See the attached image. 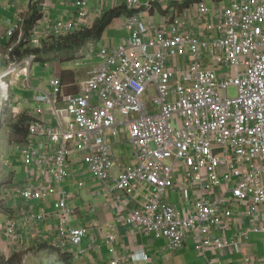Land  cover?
I'll list each match as a JSON object with an SVG mask.
<instances>
[{
  "label": "built area",
  "instance_id": "built-area-1",
  "mask_svg": "<svg viewBox=\"0 0 264 264\" xmlns=\"http://www.w3.org/2000/svg\"><path fill=\"white\" fill-rule=\"evenodd\" d=\"M20 1L26 3L7 31L18 34V42L34 0ZM208 1L99 0L103 7L123 3L131 37L118 48L88 46V56L96 54L101 64L84 89L77 83L79 92L68 93L56 77L50 91L35 96L39 118L31 122L28 141L18 144L26 179L12 195L26 202L57 197L56 209L66 216L58 229L59 248L67 242L80 246L88 234L71 225L72 194L64 188L73 177L72 156L87 152L90 172L112 195L132 196L146 186V201L130 212L127 225L168 240L173 252L192 236L209 264H216L210 251L227 250L249 264H264V257L245 248L250 234H264L258 217L264 207V0H229L228 8L219 6L226 0H212L214 9ZM92 2L75 0L74 18H60L50 34L62 38L81 30ZM159 7L171 15L161 25L153 21V27L146 18ZM192 17L211 38L193 29ZM33 60H13L1 73V105L9 99V76H25L30 87ZM123 130L138 159L134 168L124 169L115 158L111 139ZM174 193L185 208L169 201ZM236 205L245 207L251 226L246 231L240 225L230 238ZM6 226L7 237L18 241V222L11 218ZM109 244L110 264L151 260L145 250L120 256L115 235Z\"/></svg>",
  "mask_w": 264,
  "mask_h": 264
},
{
  "label": "crops",
  "instance_id": "crops-1",
  "mask_svg": "<svg viewBox=\"0 0 264 264\" xmlns=\"http://www.w3.org/2000/svg\"><path fill=\"white\" fill-rule=\"evenodd\" d=\"M35 1L39 2L40 10L44 13V17L41 21H39L37 28L41 34L45 33V35H50L52 26L60 18L63 20H70L74 18L75 0ZM94 1H96L97 5H99V0H93V2ZM9 3L11 4V10H6L7 7L4 10H0V25H6L5 28H9L15 21H17L18 16L16 13L18 12L19 8L25 5L26 2L20 0H9ZM112 6H114V4L110 6H104L103 10H101L99 6H93L91 4L89 8V17L86 21L88 23L86 26H92L94 22L97 21V17L100 16V13H102L98 19L100 20L104 14L111 9ZM116 6L125 7L123 3H119V5ZM160 8L161 7L158 8L159 10L152 13L151 16L146 18L153 27V21L157 24L156 15L158 12H161V10L163 11L161 12L162 23H164L166 20L165 17L171 15L169 10ZM128 16L129 15L124 16L125 20L122 21L123 24L118 25V27L115 29V34H111V38H107L105 40L104 46L118 48L122 46L129 37H131L132 31L128 27ZM192 19L194 20L193 29H198V33L203 31L207 39L211 38V31L206 28L205 32L201 26L196 25L197 18L192 17ZM211 20H213V18L210 19V22ZM5 34V32L2 34L0 33V36ZM103 35L101 39L105 38ZM88 46L89 45H87V47ZM87 47H85L86 50L88 49ZM95 56L96 54H94L92 57L98 59L100 64V58ZM188 63L189 62L186 61L184 66ZM90 72L91 70L88 72V77ZM17 77V82L21 81L25 90L23 93L18 95L15 93L14 97L12 98V105L10 106L12 110L11 113H15V115H17L19 112L23 113V111L32 112L30 109L32 103L37 104L35 101V96L38 95L41 90L46 89L42 86H39L37 83H33L31 75L30 87L27 85L25 76ZM77 82L80 84L79 79ZM13 85L14 84H12V86ZM74 85H76V83ZM12 86L9 88V91H13ZM47 90L50 91V83ZM111 141L114 145L115 158L119 164L120 160L116 154V146L129 144L135 153L127 131L123 130L122 135L119 138H112ZM79 154L80 153H75L72 156L73 158L71 159L70 167L73 171V177L64 183V188L72 194V197L69 200V205L73 211L70 218L71 225L73 227H82L88 230V234L85 237L84 242L74 250V254L78 256L79 259H85L87 264H110L114 255L111 252L109 239L110 236L115 235L117 236L116 249L120 256L132 254L138 250H145L151 257V260L148 263L131 262L130 264H209L207 259H205L204 256L197 251V247L192 236L188 237L183 249L173 252L171 249H169L168 240L164 238L158 239L153 233H142L139 231L138 227L127 225L126 219L130 212L144 205L146 201V195L148 194L146 186H139L136 194L132 196H129L126 193L114 196L106 191L103 183L98 178H96L94 175L93 177L90 175L91 172L84 162L85 159ZM135 157V165H130L127 168H124L123 166L122 167L124 169H128L137 166L138 159L136 153ZM15 179L17 181H15ZM23 181H25V179H19V177L15 174L12 185H10V187H5L4 189L5 195L3 198L6 199L7 204H9L12 209H15V212L12 214L13 216H9L6 218V220L5 217H1L2 221L4 222L0 231V247L3 248V245H7V240H9L10 243L7 245V247L8 249L13 250V248L10 246L11 243L14 245L16 244L19 246L18 248H20V246L28 244L30 239H32L34 244H37L36 246H42L47 243L51 246L52 244L58 245V241L60 240L58 229L62 219L66 218V216L64 212L58 211L56 209V202L58 200L57 197L52 196L45 201H23V199L12 195L13 186H16L18 183H23ZM169 201L176 204L180 209L185 208V205H182L181 200L179 196H176V193H174L172 197L169 198ZM244 208L245 207H239L238 205L234 207L236 213L232 220V228L228 231L229 236H231L230 238L238 235V227L240 225H242L243 230L246 231L251 226L249 221L245 220L243 217ZM258 217L264 221V207L260 210ZM10 218H13L18 222V226L16 228L19 237L18 241L11 240L7 237L6 225L8 224V219ZM251 235H262L263 239H260L259 241H253V239H249V241L245 243L246 252L259 257H264V235L250 234V236ZM23 236H25L27 239L23 240L21 238ZM189 240L193 241V244L196 247L195 251H184L185 248L188 249ZM18 248L15 246L16 251L19 250ZM208 258L216 264H249L244 256L234 254L230 250L222 252L210 251L208 253Z\"/></svg>",
  "mask_w": 264,
  "mask_h": 264
},
{
  "label": "trees",
  "instance_id": "trees-1",
  "mask_svg": "<svg viewBox=\"0 0 264 264\" xmlns=\"http://www.w3.org/2000/svg\"><path fill=\"white\" fill-rule=\"evenodd\" d=\"M161 12L163 11L161 10ZM129 14L130 12L126 7L112 6L111 9L105 13L100 20L94 22L92 26H83L79 31L73 32L62 38H57L52 34H41L39 29H37L39 21H41L44 17V13L40 10L39 2L34 0L29 8L23 28L24 34L20 41L18 42L19 35L15 34L11 37L10 41L5 44L2 40V36H0V47L4 48L9 56V60H4L0 63V72L9 66L11 61H20L31 56H34V62L39 61L43 67H46L50 64L53 65V62L56 63L58 61L61 64L74 62L77 60L75 56L78 51L87 47V45L100 42L99 40L101 39L105 30L109 28L117 18ZM38 33H40V35H38ZM34 37H37V43L33 42ZM13 45V49L10 50V47ZM52 67V70L54 71L55 66ZM60 73L61 75H56V77L60 78L63 81V84L66 85V91L68 93L79 92V88L74 85L75 83H78V74L72 70H63ZM14 95L15 92L10 91L9 100L6 106L9 108V110H11L10 106L12 105V98ZM7 111L8 110L5 109L0 110V115L8 114L9 116L6 121L0 123V125H2V131L0 132H2L1 135H3V141L5 142L3 147L6 148L7 146L6 149L2 150L4 153L9 152L8 149L11 147V145H18L19 143L28 141L30 137L31 122L36 119V117L30 111H23V113H20L18 116H14V114L9 113L10 111ZM6 186L3 185L2 188L0 187V201H3V205L1 204L0 206L4 208V211L0 213V216L2 218L5 217V220L15 212V209H12V207L7 204L6 199L3 198L2 200V196L5 195L4 189ZM1 217L0 222L2 223L1 225H3L4 221H2ZM40 247H45L47 250L52 249L53 253L50 261H54L56 264H75V254L71 252L63 251L62 249L57 248L56 246H51L48 243ZM21 263L22 258L20 257L19 253H14L11 257L0 255V264Z\"/></svg>",
  "mask_w": 264,
  "mask_h": 264
},
{
  "label": "rangeland",
  "instance_id": "rangeland-1",
  "mask_svg": "<svg viewBox=\"0 0 264 264\" xmlns=\"http://www.w3.org/2000/svg\"><path fill=\"white\" fill-rule=\"evenodd\" d=\"M225 2H226V5H223L224 7L222 5H219V6L221 8H228L231 1L226 0ZM208 3L212 9L216 8V4L212 0H209ZM170 4H171V2H170ZM92 5L93 6H99V8L101 10H103V8H104L102 5H97L96 1H94L92 3ZM115 6L116 5L114 4V7ZM5 8H6V10L7 9L11 10V4L9 3V0H0V10H4ZM101 14L102 13H100V16H101ZM100 16L97 17V20L100 18ZM124 16L125 15H123L122 18H117L113 22V24L105 30V32L103 33L104 34L103 36L105 38L100 39L101 40L100 42H95V44L91 45V46H94L95 50H99L101 47H104L105 40L107 38L108 39L111 38V34H115V32H116L115 29L118 27V25L123 24L122 21L125 20ZM11 17H12V15H11ZM156 21H157V25H160L162 23L161 12L157 13ZM87 23L88 22H86V24ZM196 25L200 26L201 22L197 21ZM5 26L6 25H3V26L0 25V33L1 34L3 32L6 33L5 35L2 36V40L5 44H7L10 41L11 36L7 35L8 28L7 27L5 28ZM38 35H40V33H38ZM35 39H37V37H34L33 42ZM87 48H88L87 50H86V48H82L80 51L77 52V54L75 56V58L77 60L74 62L61 64L58 61L56 63L53 62V65L50 64L52 66H55L54 67L55 72L52 70V68H53L52 66L47 65L46 67H43V65L39 61H37V62L33 61L32 74H31V79H32L33 83H37L39 86H42L43 88H45L46 89L45 91H48L47 89H48L49 83H50L52 78H55L56 75L60 76L61 75L60 72L63 70H72V71H75L76 73H78L80 84H82V89H84L85 84L89 78L88 77L89 70H92L95 66H97L99 64L98 59L88 56V52H89L90 48L89 47H87ZM84 54L86 56H84ZM82 57H84V58H82ZM4 60H9V56H8L7 52L5 51V49L0 47V63ZM5 70L1 71L0 74L2 72H4ZM17 79H18V77L15 74H13L7 78V82L10 84V87L12 86V84H14L12 86V90L18 95V94L23 93L25 88L23 86V83H21V81L17 82ZM230 95L232 97H234L236 95V89L235 88H232L230 90ZM4 109L8 110L7 112L10 111L9 113H11V111H12V110H9L8 107L3 108L0 104V110H4ZM30 109H31L32 113H34L35 116L38 115V104L32 103ZM14 115H15V113H14ZM0 116H1L0 117V123H3V121H6L9 117L8 114H2ZM41 120L45 121L44 118H41ZM1 127H2V125H0V131H2ZM1 133L2 132H0V187L2 188L3 185L4 186L7 185L6 187H10V185H12L15 174L19 177V179H26V171H25V164H24V156H23V153L18 150L17 144L11 145V147H9V149H8L9 150L8 153H4L2 151L4 149H6L7 146H6V148L3 147L5 142L3 141V135H1ZM7 145H9V144H7ZM115 149H116L117 157L120 160L121 166H123L124 168H127L130 165H135V162H136V161H134L136 158L135 153L133 152V150L129 144H124L122 146H116ZM79 155L84 156V159H85L84 161L86 163V166L89 168V164L86 162L87 158H89V153L85 152V153H80ZM81 161H83V160H81ZM90 175L93 177L92 173ZM15 181H17V180L15 179ZM2 200H3V196H2ZM1 204L3 205V201L2 202L0 201V205ZM3 211H4V208H2V206H0V213ZM11 216H13V215H11ZM1 224L2 223L0 222V231L2 228ZM252 234H256V233H252ZM58 235H59V232H58ZM250 239L251 240L253 239V241H257V240L259 241L260 239L262 240L263 237H262V235H251ZM30 241L28 244L20 246V248H18L19 246H17L16 244L14 245L13 243H11L10 246L13 248V250H10L7 247V245H9L10 241L7 240L8 244L3 245V248L0 247V255L11 257L14 253H19L20 257L22 258L21 264H56L54 261H50L52 258V253H53L52 249L47 250V248H45V247L36 246L37 244H34L32 239H30ZM15 246H16V248L19 249L18 251L15 250ZM52 246H56L57 248H59L55 244L54 245L52 244ZM78 246L79 245L76 246L71 242H67L66 245L60 249H62L63 251H66V252H70V251H74L75 248ZM185 249H187V248H185ZM185 249H184V251H186V252L196 250V247L193 244L192 240L188 241V249L187 250H185ZM74 263L75 264H87V261L85 259H79V257L75 255Z\"/></svg>",
  "mask_w": 264,
  "mask_h": 264
},
{
  "label": "clouds",
  "instance_id": "clouds-1",
  "mask_svg": "<svg viewBox=\"0 0 264 264\" xmlns=\"http://www.w3.org/2000/svg\"><path fill=\"white\" fill-rule=\"evenodd\" d=\"M32 66H33V64H32ZM7 68H8V67H7ZM7 68H6V69H7ZM31 69H32V68H31ZM0 75H1V74H0ZM57 78H58V77H57ZM76 84H77V83H76ZM8 93H10V91H9ZM8 100H9V99H8ZM0 104H1V102H0ZM1 106H2L3 108H5V107L7 106V103H6V105H1ZM18 115H19V114H18ZM18 115H16V116H18ZM33 115H34V114H33ZM34 116H35V115H34ZM37 116H38V115H36L35 117L38 118ZM19 144H20V143H19ZM10 219H11V218H10ZM8 220H9V219H8Z\"/></svg>",
  "mask_w": 264,
  "mask_h": 264
}]
</instances>
